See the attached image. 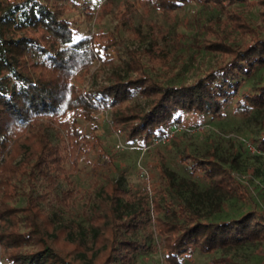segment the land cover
Instances as JSON below:
<instances>
[{
	"label": "trees",
	"instance_id": "1",
	"mask_svg": "<svg viewBox=\"0 0 264 264\" xmlns=\"http://www.w3.org/2000/svg\"><path fill=\"white\" fill-rule=\"evenodd\" d=\"M119 1L0 0V264H149L152 250L161 264H184L196 253L208 264H249L237 251L264 247V209L232 167L213 155L178 157L211 191L248 205L213 219L177 197L162 165L149 191L124 187L96 131L97 114L110 110L112 130L146 147L203 124L193 117L223 119L230 104L245 118L264 109V83L245 87L264 67V0H139L168 15L191 4L221 15L183 19L173 40L152 25L140 49L127 46L128 36H142ZM71 12L98 29L79 36ZM111 14L113 27L99 31ZM190 45L211 56L209 64L169 80L163 46L174 53ZM257 149L264 154V134ZM91 150L104 159L90 165L82 187L74 176Z\"/></svg>",
	"mask_w": 264,
	"mask_h": 264
},
{
	"label": "rangeland",
	"instance_id": "2",
	"mask_svg": "<svg viewBox=\"0 0 264 264\" xmlns=\"http://www.w3.org/2000/svg\"><path fill=\"white\" fill-rule=\"evenodd\" d=\"M114 1L118 3V0ZM123 3L127 7L132 24L142 36L140 40L132 35L128 36L126 43L132 49L148 47L152 25H160L166 35L173 40V34L176 29L178 30L183 19L193 16L206 20L221 17L218 12L211 10L208 6L191 4L179 9L173 15H168L159 9L147 8L139 0L119 1L120 5H124ZM121 8L123 7L121 6ZM66 17L78 19L79 36L98 29V25L94 21L78 18L75 12L69 13ZM113 17L112 14L106 17L99 27V31L105 27L112 28L115 23ZM180 29L184 30L182 27ZM186 31L189 37L185 39L186 45L195 42L192 40L195 29ZM167 48L168 46H163L164 52L168 51V57L171 58L165 61V66L161 69H164L162 73H165V76H168L171 81L179 82L192 77L196 69L207 66L211 59V56H204L201 53L199 56L192 45L179 48L174 53L173 50ZM110 71L105 68L99 77L105 80ZM116 72L122 76L125 74L124 68L120 65H116ZM184 73L183 77L178 78ZM260 83H264V67L245 82V87L253 88ZM137 104L142 103L138 101ZM110 115V110L97 114L98 130L96 134L100 135L106 147H111L115 164L119 167L118 170H113V176L124 187L130 185L135 191L139 189L143 194V188L149 187L147 182L152 183L153 180L159 179L157 170L162 165L166 171L172 174L177 197L213 219L228 218L240 213L244 207H248L238 196L213 192L208 188L207 183L192 177L187 167L178 159L185 150L200 158L213 155L219 162L232 167L237 179L247 186L252 200L259 208L264 209V154L257 149L258 139L264 134V109L254 110L249 117L245 118L234 112L230 104L223 119L211 120L205 115L193 117V120L202 121L203 124L181 128L171 140L146 147L137 143H125L123 136L112 130ZM83 126L85 127V124ZM103 159L104 157L98 156L91 150L90 155L81 161V173L74 176L77 185L88 186L90 165L94 162H101ZM147 190L149 191V188ZM237 255L249 264H264V247L256 251L251 248L250 250L239 249ZM150 259L152 262L149 264H161L157 251L152 250ZM184 264L208 263L203 255L196 253L192 261H186Z\"/></svg>",
	"mask_w": 264,
	"mask_h": 264
},
{
	"label": "built area",
	"instance_id": "3",
	"mask_svg": "<svg viewBox=\"0 0 264 264\" xmlns=\"http://www.w3.org/2000/svg\"><path fill=\"white\" fill-rule=\"evenodd\" d=\"M200 128H201V127H200ZM173 135H174V131L169 132V134L167 135V137H165V138L163 139V142H164V141H168Z\"/></svg>",
	"mask_w": 264,
	"mask_h": 264
}]
</instances>
